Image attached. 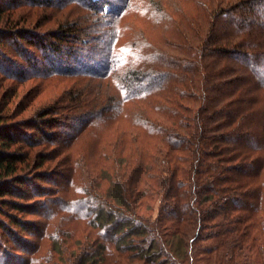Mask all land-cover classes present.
<instances>
[{"label": "trees", "instance_id": "trees-1", "mask_svg": "<svg viewBox=\"0 0 264 264\" xmlns=\"http://www.w3.org/2000/svg\"><path fill=\"white\" fill-rule=\"evenodd\" d=\"M183 1L194 8L176 3L173 15H158L173 33L165 47L143 37L138 49L119 43L131 0H26L84 13L30 35L11 15L2 20L20 0L0 3V42L33 47L19 48L20 62L0 50V90L2 79L14 87L72 80L32 110L39 89L24 93L18 111L16 88L0 94V264H101L110 245L143 264H264V0ZM105 5L107 22L92 23L94 15L103 21ZM122 117L143 138L127 153L118 148L128 144L123 130L110 144L109 196L99 190L96 164L87 165L95 161L82 156L85 195L60 203L95 222L98 240H62L42 260L41 219L48 199L65 198L58 178L74 181L75 138ZM153 136L156 147L144 141ZM62 141L63 150L46 154ZM104 151L97 157H108Z\"/></svg>", "mask_w": 264, "mask_h": 264}, {"label": "rangeland", "instance_id": "rangeland-1", "mask_svg": "<svg viewBox=\"0 0 264 264\" xmlns=\"http://www.w3.org/2000/svg\"><path fill=\"white\" fill-rule=\"evenodd\" d=\"M4 1L7 3L8 0H1L0 3H4ZM26 0H20V3L23 5L20 7H17L15 9L9 10V12H6L4 14L5 17L2 18L3 21L7 20L8 15H11L10 21L15 22L19 26V28L26 29V34L30 35L33 33L32 30L37 31L39 33H43L48 30L55 28L54 23L68 21L72 22L77 19V17L83 16V11H81L79 8H76L74 6H64L63 8H40V7H29L25 3ZM181 0H131L130 2V9L129 14L126 17L121 18L119 20L118 26H119V43L122 45H132L136 49L140 48L141 46H145L143 42V37H147L154 46H164V40L169 39L172 37L173 33L170 28L169 22H167L166 19H164L162 22L159 23L161 16H158L160 12L168 13L173 15L174 7L176 6V3L178 4H184V6H188L191 8L192 4L188 3V1H181ZM187 4H185V3ZM104 14H103V21L97 20V17L92 19V23H105L107 22L108 15H109V5H105L104 7ZM192 8H194L192 6ZM145 11V12H144ZM10 13V14H9ZM83 22L86 21V24H91L90 20L87 21L82 20ZM85 24V23H83ZM2 25V24H1ZM1 27V26H0ZM3 28V27H1ZM23 29V30H24ZM22 30V29H21ZM19 43V45H18ZM24 47L27 51L33 50V47L29 44L25 43V41H18L16 45H14L12 42L4 41L0 42V50L3 51V53H7L10 55L13 59L18 60V62L21 61V58H17V54L19 53V48ZM155 49V48H154ZM139 51H142L140 49ZM144 51V50H143ZM152 51V50H151ZM132 62H134L132 60ZM17 68V67H16ZM4 75L1 72L0 68V77ZM62 79V83H57V80L54 78V80L51 79H37L29 80L26 83H22L17 87L12 86V83L10 80H3L2 83V89L0 90V94L7 92L9 88H12V91H10L11 94L14 93V89H17L14 102L12 103L13 109L15 111L19 110V107L17 108V105L19 103H22L26 99V96L22 98L24 93L25 95H30L32 92H35L37 89H39L41 92H38L39 94L35 99L33 100V103L30 104V109H34L38 107L41 103L44 101H49L52 99L56 94L60 93L64 88H67L72 80L70 78H62L59 77V79ZM91 79V78H90ZM1 80V79H0ZM96 80V79H92ZM95 85V84H93ZM12 86V87H11ZM95 89V86H93ZM29 97V96H28ZM32 101V100H31ZM30 101V102H31ZM26 102V101H25ZM28 115V113L24 110L21 112L20 117H24ZM127 118L122 117L120 123H113L111 126L97 124L88 126L84 129H82V132L75 138L76 142L73 143L74 146L71 150V155L73 157V164L71 165L73 182H69L71 180L70 178L66 181L65 178L61 179L58 178V181H62L59 186L56 188L61 189L63 193V197L65 198H56L54 200L48 199L47 206L48 208L44 209V218H42V223H44V228H42L41 232L42 236L40 237V240H42V246L40 247L39 252L36 253L42 256V260H50V256L53 255V251L48 255V252L53 250L55 247V243H61L62 240L70 239L72 241V244L76 246L78 243H80L85 237L91 236L92 240L96 239L98 240V226L95 225V222H87L83 221L82 219H79L77 217H74L72 214L66 210L63 209V206L60 204L63 199V201L69 203V206H72L74 204V201L80 197H83L85 194H83L82 189L79 190V186H83V182L80 185V182L78 181L79 178L84 176V171H82L81 165L77 163V161L84 157V160H94L95 162L91 165L87 164L88 166H93L95 169V174L98 177H101L99 180L100 184V191H104L107 196H109L110 193V181L108 178L111 176V170L108 169L109 165L112 167V164H115V160L113 159V156L111 155L110 151V144L116 139V137L121 133L123 130L125 132V140L128 141V144H124V142L120 143L118 148L125 149V153L129 152L126 151L127 147L131 152L133 151L134 147L136 145H139L141 143V139L143 138L140 135V132L138 130V127L131 125L128 121H126ZM133 126V127H131ZM97 135V136H96ZM137 139V141H132L133 139ZM148 138V137H147ZM156 137L153 136V140L151 141L150 138L145 139V143L148 144L150 147H156ZM97 141V142H95ZM139 142V143H138ZM65 144L62 141V144L58 147H53V149H49L47 153L53 151L55 153L56 150L60 151L63 148ZM104 146L105 153L107 152L108 157H100L98 158L97 155L99 153L100 148ZM38 152H41L40 148L35 149ZM56 151V153L58 152ZM43 152V151H42ZM69 152V151H67ZM51 154V152H50ZM53 154V153H52ZM64 154V153H63ZM131 157H135L132 156ZM51 167H54V163ZM108 166L105 167L104 166ZM59 168V167H57ZM104 168V169H103ZM53 169V168H51ZM55 169V168H54ZM76 179V180H75ZM66 182V183H64ZM112 192V191H111ZM90 193V192H89ZM113 193V192H112ZM93 194V193H92ZM95 194V193H94ZM96 195V194H95ZM87 196V195H86ZM93 196V195H92ZM37 220V219H36ZM11 226H13L11 224ZM59 226V227H58ZM58 227V228H57ZM18 229V228H16ZM56 233L59 235L57 236ZM92 241V242H93ZM12 241H7L8 245H12ZM55 251V249H54ZM104 260L101 262V264H143V261L140 259H131L127 257L126 253H119L117 252V248H115L113 245H110L109 248H107L105 254H104ZM54 257H57L56 253L54 254ZM45 262H42L44 264ZM46 264H48V261H46Z\"/></svg>", "mask_w": 264, "mask_h": 264}]
</instances>
